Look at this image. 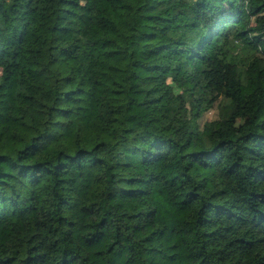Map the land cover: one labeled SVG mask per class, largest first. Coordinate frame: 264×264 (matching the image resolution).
<instances>
[{
    "label": "trees",
    "instance_id": "trees-1",
    "mask_svg": "<svg viewBox=\"0 0 264 264\" xmlns=\"http://www.w3.org/2000/svg\"><path fill=\"white\" fill-rule=\"evenodd\" d=\"M0 264H264V0H0Z\"/></svg>",
    "mask_w": 264,
    "mask_h": 264
},
{
    "label": "rangeland",
    "instance_id": "rangeland-1",
    "mask_svg": "<svg viewBox=\"0 0 264 264\" xmlns=\"http://www.w3.org/2000/svg\"><path fill=\"white\" fill-rule=\"evenodd\" d=\"M88 0H83L84 3H86ZM228 50L234 54V55H238L240 58L243 59V61L245 59L249 58V53L247 52L248 49L240 43H235V42H231L228 46ZM244 67H237L236 68V74L240 75L243 71ZM223 104H227L228 102L223 100L222 101ZM219 103H216V105L214 106L213 109H211L210 111L204 113L198 120V124L200 128H203L205 124H210L216 120L219 119Z\"/></svg>",
    "mask_w": 264,
    "mask_h": 264
}]
</instances>
